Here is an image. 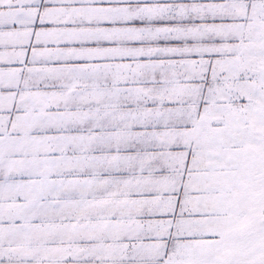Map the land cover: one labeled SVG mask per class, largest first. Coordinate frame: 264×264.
I'll return each instance as SVG.
<instances>
[{
    "label": "snow or ice",
    "instance_id": "1",
    "mask_svg": "<svg viewBox=\"0 0 264 264\" xmlns=\"http://www.w3.org/2000/svg\"><path fill=\"white\" fill-rule=\"evenodd\" d=\"M0 264H264V0H0Z\"/></svg>",
    "mask_w": 264,
    "mask_h": 264
}]
</instances>
